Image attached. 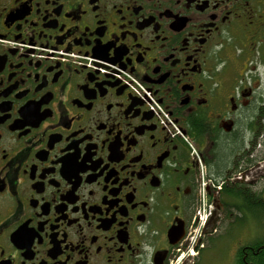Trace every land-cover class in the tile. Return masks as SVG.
I'll return each instance as SVG.
<instances>
[{
  "label": "flooded vegetation",
  "instance_id": "flooded-vegetation-1",
  "mask_svg": "<svg viewBox=\"0 0 264 264\" xmlns=\"http://www.w3.org/2000/svg\"><path fill=\"white\" fill-rule=\"evenodd\" d=\"M258 192L264 0H0V264H196Z\"/></svg>",
  "mask_w": 264,
  "mask_h": 264
},
{
  "label": "rangeland",
  "instance_id": "rangeland-1",
  "mask_svg": "<svg viewBox=\"0 0 264 264\" xmlns=\"http://www.w3.org/2000/svg\"><path fill=\"white\" fill-rule=\"evenodd\" d=\"M224 201L214 213L215 224L209 227L218 232L202 250L196 264H228L238 244L250 245L264 239V192L254 194V205L231 204L233 199L226 194Z\"/></svg>",
  "mask_w": 264,
  "mask_h": 264
},
{
  "label": "built area",
  "instance_id": "built-area-1",
  "mask_svg": "<svg viewBox=\"0 0 264 264\" xmlns=\"http://www.w3.org/2000/svg\"><path fill=\"white\" fill-rule=\"evenodd\" d=\"M136 83V84H135ZM132 83L131 84V89L132 91L138 95V96H142V97H148L150 98L149 93L145 90V88L143 86H141L140 84H138L137 82ZM149 107L151 109H153V111L155 112L157 118L159 119L160 123L164 124L167 126V130L170 133H174L173 129H176L175 125L173 124V122L171 121L170 117L166 114V112L158 105L156 104L154 101L153 102H149ZM205 209L202 208L201 210H198L197 216H198V221L199 223H203L205 221V218L207 216V212H204Z\"/></svg>",
  "mask_w": 264,
  "mask_h": 264
}]
</instances>
